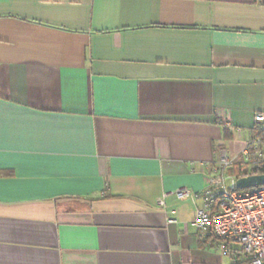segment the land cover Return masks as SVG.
<instances>
[{"label": "crops", "instance_id": "1", "mask_svg": "<svg viewBox=\"0 0 264 264\" xmlns=\"http://www.w3.org/2000/svg\"><path fill=\"white\" fill-rule=\"evenodd\" d=\"M258 111L264 0H0V264L247 262L174 191Z\"/></svg>", "mask_w": 264, "mask_h": 264}, {"label": "built area", "instance_id": "2", "mask_svg": "<svg viewBox=\"0 0 264 264\" xmlns=\"http://www.w3.org/2000/svg\"><path fill=\"white\" fill-rule=\"evenodd\" d=\"M253 117L254 132L239 152L217 154L201 191L180 187L174 193L180 199L202 198V205L196 208L191 220L201 233L232 240L239 245L248 264H264V183L237 188L236 177L228 171L241 159L245 175L264 174V112L258 111ZM165 194L158 198V204L164 205ZM169 213L167 222H175V209H170Z\"/></svg>", "mask_w": 264, "mask_h": 264}, {"label": "rangeland", "instance_id": "3", "mask_svg": "<svg viewBox=\"0 0 264 264\" xmlns=\"http://www.w3.org/2000/svg\"><path fill=\"white\" fill-rule=\"evenodd\" d=\"M218 154V153H217ZM231 246L238 247L236 242L232 243ZM204 253V262L202 264H247V262L241 256L238 259L239 262H234V257L227 251L224 247L223 242L217 239L213 244H208L205 247ZM197 254L196 258L201 255ZM202 259V258H200ZM198 264H201L198 260Z\"/></svg>", "mask_w": 264, "mask_h": 264}, {"label": "water", "instance_id": "4", "mask_svg": "<svg viewBox=\"0 0 264 264\" xmlns=\"http://www.w3.org/2000/svg\"><path fill=\"white\" fill-rule=\"evenodd\" d=\"M264 183V174H248L236 178L235 186L237 188H248L256 184Z\"/></svg>", "mask_w": 264, "mask_h": 264}, {"label": "trees", "instance_id": "5", "mask_svg": "<svg viewBox=\"0 0 264 264\" xmlns=\"http://www.w3.org/2000/svg\"><path fill=\"white\" fill-rule=\"evenodd\" d=\"M228 129V128H227ZM226 129V130H227ZM228 132H230L229 130H227L226 134H229ZM225 134V135H226ZM242 169V160L238 159L236 162H234V165H232L228 171L230 174L234 175L236 178L241 177L243 175H245L247 172L241 170Z\"/></svg>", "mask_w": 264, "mask_h": 264}]
</instances>
